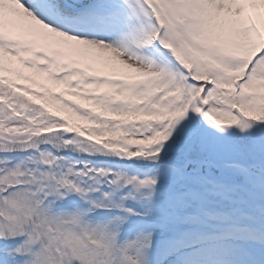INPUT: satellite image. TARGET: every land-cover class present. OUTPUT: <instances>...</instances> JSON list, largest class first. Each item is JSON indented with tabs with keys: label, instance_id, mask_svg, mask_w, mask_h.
Instances as JSON below:
<instances>
[{
	"label": "snow or ice",
	"instance_id": "6c2138e0",
	"mask_svg": "<svg viewBox=\"0 0 264 264\" xmlns=\"http://www.w3.org/2000/svg\"><path fill=\"white\" fill-rule=\"evenodd\" d=\"M0 264H264V0H0Z\"/></svg>",
	"mask_w": 264,
	"mask_h": 264
}]
</instances>
